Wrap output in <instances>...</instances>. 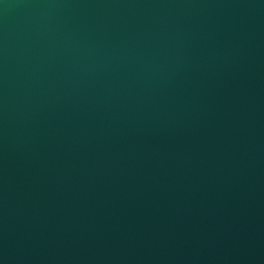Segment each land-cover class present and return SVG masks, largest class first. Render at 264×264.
<instances>
[{
    "label": "water",
    "instance_id": "water-1",
    "mask_svg": "<svg viewBox=\"0 0 264 264\" xmlns=\"http://www.w3.org/2000/svg\"><path fill=\"white\" fill-rule=\"evenodd\" d=\"M0 264H264V0H0Z\"/></svg>",
    "mask_w": 264,
    "mask_h": 264
}]
</instances>
